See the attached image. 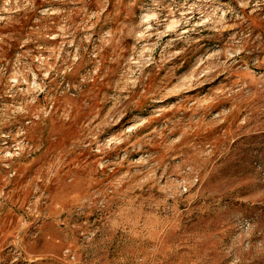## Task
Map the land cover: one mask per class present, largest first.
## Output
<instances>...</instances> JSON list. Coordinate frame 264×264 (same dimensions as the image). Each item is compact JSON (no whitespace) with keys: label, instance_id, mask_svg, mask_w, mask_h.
<instances>
[{"label":"rangeland","instance_id":"374dc122","mask_svg":"<svg viewBox=\"0 0 264 264\" xmlns=\"http://www.w3.org/2000/svg\"><path fill=\"white\" fill-rule=\"evenodd\" d=\"M0 264H264V0H0Z\"/></svg>","mask_w":264,"mask_h":264}]
</instances>
